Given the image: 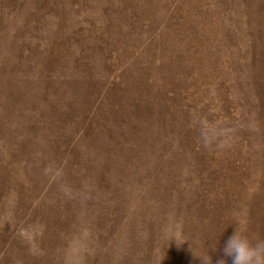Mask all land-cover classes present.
Segmentation results:
<instances>
[{
    "label": "rangeland",
    "instance_id": "obj_1",
    "mask_svg": "<svg viewBox=\"0 0 264 264\" xmlns=\"http://www.w3.org/2000/svg\"><path fill=\"white\" fill-rule=\"evenodd\" d=\"M238 221L264 239V0H0V264H231Z\"/></svg>",
    "mask_w": 264,
    "mask_h": 264
},
{
    "label": "clouds",
    "instance_id": "obj_2",
    "mask_svg": "<svg viewBox=\"0 0 264 264\" xmlns=\"http://www.w3.org/2000/svg\"><path fill=\"white\" fill-rule=\"evenodd\" d=\"M235 225L233 234L228 237L224 243V257L231 258V264H264V239L253 241L246 233V227L242 221H238ZM165 236L169 240H174L177 245L191 240H185L179 230L171 231L165 229ZM193 254L199 258L200 264H212V257L208 254V248L201 255H196L192 248ZM216 264H227L224 258L216 260Z\"/></svg>",
    "mask_w": 264,
    "mask_h": 264
}]
</instances>
